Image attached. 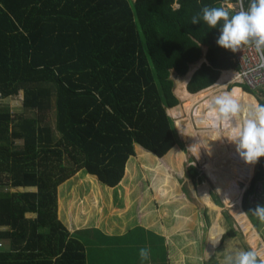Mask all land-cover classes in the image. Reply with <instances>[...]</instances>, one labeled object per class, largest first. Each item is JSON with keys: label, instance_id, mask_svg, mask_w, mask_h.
Returning a JSON list of instances; mask_svg holds the SVG:
<instances>
[{"label": "trees", "instance_id": "obj_1", "mask_svg": "<svg viewBox=\"0 0 264 264\" xmlns=\"http://www.w3.org/2000/svg\"><path fill=\"white\" fill-rule=\"evenodd\" d=\"M223 4L235 7L238 0H0V264H88L83 233H72L60 218L59 187L86 170L115 188L141 150L164 157L185 148L173 120L256 247L264 223L241 213L264 205V157L256 167L236 158L228 133L203 116L204 90L216 85L227 92L235 72L225 70L237 66L233 52L217 46L222 22L213 29L191 19L204 6ZM205 48L207 63L194 73ZM172 71L185 76L176 89L180 108ZM242 89L229 87L242 106L256 103L253 97L264 105V91ZM20 93L22 110L12 113L4 99ZM188 173L200 184L195 165ZM260 188L263 197L253 202ZM199 194L220 214L207 184ZM206 234L209 258L221 237L211 244V229L208 245ZM236 236L229 229L222 244Z\"/></svg>", "mask_w": 264, "mask_h": 264}, {"label": "rangeland", "instance_id": "obj_2", "mask_svg": "<svg viewBox=\"0 0 264 264\" xmlns=\"http://www.w3.org/2000/svg\"><path fill=\"white\" fill-rule=\"evenodd\" d=\"M238 9L234 6L231 9ZM206 48L204 49V51ZM203 60V59H202ZM201 60V61H202ZM194 64L193 67H198L200 62ZM192 67V68H193ZM191 68V69H192ZM190 69V70H191ZM185 76H177L173 73V79L176 84L175 88V96H176V89L178 80H183ZM235 85L234 83L230 86H226L225 91L230 92L229 87ZM214 88V87H212ZM240 90L243 91L241 86H238ZM218 89H207L206 95L210 98L213 94L216 96L217 94H221V92H217ZM203 92V91H202ZM244 92V91H243ZM246 93V92H245ZM248 94V93H247ZM210 95V96H209ZM22 96V94H21ZM207 97V98H208ZM177 98V97H176ZM206 98V99H207ZM255 98V97H254ZM256 99V98H255ZM10 107L12 113L18 112L22 110V104L20 97L15 96L12 98L4 99ZM203 103V102H202ZM206 103V102H205ZM204 103V104H205ZM19 105V106H18ZM184 103L180 101L178 108L183 106ZM208 111V107L203 110V116H206ZM189 120L188 116L185 115L183 120ZM177 121V120H176ZM175 120H173L175 129L177 134L181 140L184 142L183 149H179L175 147L171 152L169 151L166 156L158 157L154 153L146 150L141 151L138 153V156H134L133 159H130L127 166L131 170L134 163V160L140 156V159L146 163L145 169L142 168V165H136L135 175L136 181H132L135 185L140 186L138 190L133 191V196H127L125 188L127 187V183L130 181V175H126L124 182L122 184V189L125 195H121V199H123L122 205L120 207L124 208L123 213V220H126V231L121 233L118 230H115L116 233L113 235L116 238H111L108 241L104 237L101 238V246L105 245V253L103 252V248L96 247V249H92L91 245H87L90 249V253H88L90 262L88 264H167L166 261V250L164 246L163 238L157 236L156 234H160L161 231L157 230V228H152L151 230L156 233L152 236L148 237L145 236L144 228H139L141 226L140 221V202L139 199H144L145 209L148 211L146 215L150 216L152 220H159L160 214H166L162 217L161 221H158V226L160 223L165 225L167 228L173 223H175V228H181L184 230H188V236L184 237L185 242L190 241V262L200 260L203 254L207 250V234L205 232L209 231L212 226V237H211V244H217L219 241L221 234L225 233V226H232L237 228L239 232L241 231L242 237H238L239 239L236 240V244L233 246L236 249H243V250H261L264 248V227L260 230H257L259 235V240L257 241V245L255 248L251 246L249 243L248 236L242 231L240 226L238 225L234 215L230 212L229 207L224 204L221 199L220 202L222 206L220 207V214L219 211L216 209H211L206 206L204 203L200 202L199 197V189L204 184H207L208 189H210V198L219 197L217 191L210 183L209 179L207 178L203 165L195 154L191 152L189 149L188 141H186L178 132V126L175 124ZM54 123V120H53ZM189 125L186 127L188 128ZM190 129V127H189ZM191 131V130H190ZM190 136V135H189ZM191 141H195L194 136H190ZM143 148V147H141ZM142 153V154H141ZM238 154V153H237ZM239 155V154H238ZM241 158V157H240ZM257 163V162H256ZM256 163L252 164L256 167ZM193 164L197 167L198 172L200 173V184L197 185L198 182H194L188 173V167ZM152 166V168H150ZM255 173V169H254ZM131 174V173H130ZM87 173L81 172L79 174V179L82 180V184L78 182V179H70L64 184L59 187V196L61 198V212L60 218L64 221L67 226H70V221L68 219V209L70 208L68 205V199L72 195L73 192L76 194L78 193L79 196L85 195L87 191L91 189V187L99 188L104 192V196H107V190L110 189L109 187L101 184L96 178H93L91 175H88L91 179H86ZM84 177V178H83ZM73 180V181H72ZM148 184H150L151 188L148 190ZM251 181L248 183L247 188L250 187ZM77 185V186H76ZM142 185H144L145 191L142 189ZM135 189V186H133ZM246 188V190H247ZM245 190V191H246ZM27 190H25L26 192ZM32 191V190H30ZM11 192L14 193H23L24 189H11ZM262 188H260V192L257 195L251 198L253 202L260 201L262 199ZM245 193V192H244ZM244 195V194H243ZM220 198V197H219ZM243 198V197H242ZM149 200V201H148ZM242 200V199H241ZM133 201V202H132ZM242 205V204H241ZM204 208L208 209L207 215L209 221L207 222L206 218L204 217ZM243 209V207H242ZM244 210V209H243ZM176 212V213H175ZM187 213L190 214L191 222L189 221V216ZM117 215V212H115ZM180 215V216H179ZM133 217V218H131ZM228 218L229 220L225 219ZM175 218V221H174ZM220 220V223H219ZM205 224V225H204ZM221 224V225H220ZM145 225V224H144ZM222 227V228H221ZM234 227V228H235ZM192 230H191V229ZM134 229V230H133ZM120 235V237H119ZM126 235V236H124ZM246 235V236H245ZM124 236V237H122ZM92 240V239H91ZM147 241L153 243V246L148 247ZM142 248H148L150 255L149 259L146 261H141L139 252ZM92 249V250H91ZM220 250L219 248L216 249V253L211 255L212 264L216 263L217 253ZM95 255V258L92 256ZM214 255V256H213ZM258 259L264 260V257L260 256ZM201 264V263H200Z\"/></svg>", "mask_w": 264, "mask_h": 264}, {"label": "clouds", "instance_id": "obj_3", "mask_svg": "<svg viewBox=\"0 0 264 264\" xmlns=\"http://www.w3.org/2000/svg\"><path fill=\"white\" fill-rule=\"evenodd\" d=\"M238 4L239 10L235 14L231 13V5L228 8L204 6L200 13L193 15L191 24H199L202 18L205 24L215 29L222 22L216 41L218 47L236 53L242 46H249L264 57V0H249L247 9L244 0H238ZM175 7L179 10L180 4ZM206 122L218 132L223 127L228 133L227 139L235 145L246 164H255L264 157V105L254 103L245 107L238 98L225 92L208 102ZM249 213L264 223V205H257L241 215L248 216ZM149 255L148 248L140 249L141 261L148 260ZM261 255L264 253L255 249H236L224 257L223 264H264V260L258 259Z\"/></svg>", "mask_w": 264, "mask_h": 264}, {"label": "crops", "instance_id": "obj_4", "mask_svg": "<svg viewBox=\"0 0 264 264\" xmlns=\"http://www.w3.org/2000/svg\"><path fill=\"white\" fill-rule=\"evenodd\" d=\"M193 66L194 65H192L191 68ZM228 71H232V70H228ZM173 73L175 75H177L175 71H172V75H171L172 79H173ZM192 75H191V77H192ZM221 75H222V73H221ZM191 77H190V79H191ZM190 79L188 80V83H189ZM174 83H175V81H174ZM175 88H176V84H175ZM186 90H187V86H186ZM21 94H22V96H21ZM19 97H20V100L22 102L23 93H20ZM253 99H254V97H253ZM255 102L257 103L256 100H255ZM179 103H180V101H179ZM20 106H22V104ZM177 108H178V106H177ZM234 156L236 158L241 159V161H244L237 154V151L234 152ZM140 157H142V156L139 155V157H137L134 160L136 163H134L132 168H131L130 181H129V183H127V185H126L127 187L125 188L126 195L130 196V197L133 196L134 190L136 191L140 188V186L136 185L137 182H135V185L132 183V181L133 180L136 181V178H137L135 175L136 165L140 164V165H142V168L145 169L146 163H144V161L141 160ZM150 168H152V166ZM92 177L96 178L99 182H101L98 179V177H96V176H92ZM76 178L78 179V182L80 181L79 183L82 184L81 183L82 180L79 179V174L72 179H76ZM125 178H126V175H125ZM124 179L119 186H117L115 188L109 187L110 189H105V190H107V193H108L107 196H104V192L102 190H100L99 188L91 187V189L89 191H87L85 193V195L79 196L78 193L76 194L75 192H73L72 195L70 196V198L68 199L67 203L70 207L68 209V219H69L70 224H71L68 227L71 229L72 233L73 232L75 233L78 231L79 232L81 231L83 233L82 235L80 233L79 239L82 240L86 245L88 263L90 262L89 258H91V257H89V255H88V253H90V249L88 248L87 245H91L93 247L92 249H96V247L97 248L101 247V248H103V252L105 253V250H106L105 245L101 246V244H100L101 238L104 237L106 239V241H108L111 238H116V236L113 235L114 233H116L115 230H118L121 233H124L126 231V227H127L126 220H123V217H122L125 210H124V208L120 207V205H122L121 203L124 202L123 199H121V195H125L124 191L122 189L123 188L122 184L124 182ZM133 186H135V189L133 188ZM150 186L151 185L148 184V190L151 188ZM141 187L144 191L146 190L144 188V185H142ZM28 191H30V190H28ZM32 191H36V190H32ZM58 192H59V190H58ZM219 197H217L215 195L214 198H216L220 201L221 198H219ZM198 199L201 202L200 194H199ZM211 201H212V203L217 205L215 203V201H213V197L211 198ZM60 202H61V198L59 196V205H60ZM139 202L141 203L140 209H139V213H140V217H141L140 218L141 225H139V226H141V227H139V228H144L143 230L145 231V236L148 237V239H149V236L156 234L151 230L152 228H157V230L161 231L160 234H156V235L160 236V238H163V240H164L163 242H164V246H165V250H166L167 264H200V263L201 264H212V262H213L212 258L213 257H211V256L209 258L206 257L205 256L206 252L200 258V260H198V262H196V261L190 262V252H189L190 241L185 242L183 240L184 237L188 236L189 231L181 229V228H175V223H173V225L171 224L169 226V228H167L162 223H160L158 226L157 225L158 221H161L162 217L165 216L166 214H160L159 220H152V219H150V216L146 215V213L148 211L145 209V206H147L148 204L145 205L144 199H142V198L139 199ZM143 204L145 206H143ZM217 206H219V205H217ZM219 207H221V206H219ZM60 212H61V205H60ZM115 212H117V215L115 214ZM187 215L189 216V221L191 222V220H193V219L191 218L189 213H187ZM131 218H133V217H131ZM61 220H62V218H61ZM226 220H228V219H226ZM174 221H175V218H174ZM219 223H220V220H219ZM223 226L225 227V230H224L225 233H227V231L229 229L233 228L237 232V236L235 238H227L224 241V243L222 244V239L225 235V233H223L221 240H220V244H219L220 250L217 253V258H216L215 264H223L224 257L230 253L235 252L236 247H234L233 245L236 244V240L239 239L238 237L243 236L241 231L239 232L238 230H236L237 228L235 227V225H234L235 228L233 227V225L230 227L225 226V225H223ZM124 236H126V235H124ZM124 236H122V237H124ZM119 237H120V235H119ZM147 246L151 247V246H153V243H150L149 241H147ZM215 253H216V251H215ZM92 258H95V255H93ZM105 264H107V262H105ZM109 264H111V263H109Z\"/></svg>", "mask_w": 264, "mask_h": 264}, {"label": "built area", "instance_id": "obj_5", "mask_svg": "<svg viewBox=\"0 0 264 264\" xmlns=\"http://www.w3.org/2000/svg\"><path fill=\"white\" fill-rule=\"evenodd\" d=\"M223 6L229 7L227 4H223ZM235 7L238 8L236 9L238 11L239 4ZM233 61L237 66L236 70H233L235 72V85L242 88L247 87L255 92L264 91V57H261L254 48L242 46L238 52L233 53ZM207 101H210V98H207L203 104ZM198 106L199 104L196 105L192 115L196 114Z\"/></svg>", "mask_w": 264, "mask_h": 264}, {"label": "water", "instance_id": "obj_6", "mask_svg": "<svg viewBox=\"0 0 264 264\" xmlns=\"http://www.w3.org/2000/svg\"><path fill=\"white\" fill-rule=\"evenodd\" d=\"M206 53H207V49L204 51V57H203V60L200 62V64H199V66L196 68V70L194 71V73L201 67V65L203 64V63H207V60H206ZM191 69V68H190ZM217 83H218V81H217ZM216 83V84H217ZM174 94H175V89H174ZM178 99V98H177ZM179 100V99H178ZM180 101V100H179ZM177 108V107H176ZM175 109V108H174ZM169 109L167 110V113H168V115H169ZM170 116V115H169ZM171 117V116H170Z\"/></svg>", "mask_w": 264, "mask_h": 264}, {"label": "bare ground", "instance_id": "obj_7", "mask_svg": "<svg viewBox=\"0 0 264 264\" xmlns=\"http://www.w3.org/2000/svg\"><path fill=\"white\" fill-rule=\"evenodd\" d=\"M212 89V88H211ZM252 96V95H251ZM177 97V96H176ZM172 110H174V109H172ZM171 111V110H170ZM169 111V112H170ZM201 199V198H200ZM201 202H203L202 200H201ZM204 203V202H203ZM205 204V203H204ZM211 229H212V227L210 228V230H209V241H208V245H209V242H210V235H211Z\"/></svg>", "mask_w": 264, "mask_h": 264}]
</instances>
